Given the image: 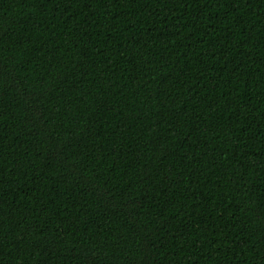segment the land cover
Wrapping results in <instances>:
<instances>
[{
    "label": "trees",
    "instance_id": "obj_1",
    "mask_svg": "<svg viewBox=\"0 0 264 264\" xmlns=\"http://www.w3.org/2000/svg\"><path fill=\"white\" fill-rule=\"evenodd\" d=\"M0 264H264V0H0Z\"/></svg>",
    "mask_w": 264,
    "mask_h": 264
}]
</instances>
